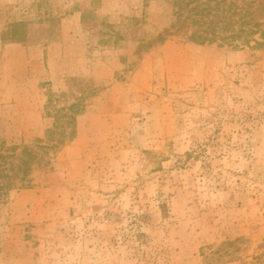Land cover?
I'll use <instances>...</instances> for the list:
<instances>
[{
	"label": "rangeland",
	"instance_id": "obj_1",
	"mask_svg": "<svg viewBox=\"0 0 264 264\" xmlns=\"http://www.w3.org/2000/svg\"><path fill=\"white\" fill-rule=\"evenodd\" d=\"M174 3L0 0V141L36 156L0 264H264V45L192 41Z\"/></svg>",
	"mask_w": 264,
	"mask_h": 264
},
{
	"label": "trees",
	"instance_id": "obj_2",
	"mask_svg": "<svg viewBox=\"0 0 264 264\" xmlns=\"http://www.w3.org/2000/svg\"><path fill=\"white\" fill-rule=\"evenodd\" d=\"M244 7L228 0H175L178 19H183L193 29L190 39L200 44L222 42L239 46L238 43L250 45L254 41L256 47L264 45V30L262 22L254 19V13L250 8L259 4L261 8L264 0H249ZM259 2V3H258ZM264 11V8H263ZM240 18L236 19V16ZM256 36L260 38L256 40ZM162 39V35L159 36ZM83 96L62 110L59 119L55 118V132L51 131L53 138L59 132V143H63L67 137V128H70V136L75 133L77 118L84 111ZM49 103H52L49 102ZM59 130V131H58ZM4 143L0 141V203L8 194L17 189L19 185L28 182L32 161L36 159L33 150L24 146L20 156H15L17 149L12 152V157L5 154ZM16 161V162H15Z\"/></svg>",
	"mask_w": 264,
	"mask_h": 264
}]
</instances>
